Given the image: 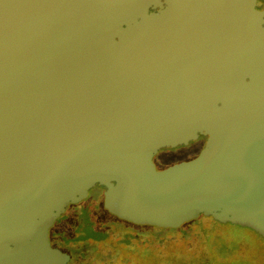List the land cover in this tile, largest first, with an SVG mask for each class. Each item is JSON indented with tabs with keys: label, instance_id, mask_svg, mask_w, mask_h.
<instances>
[{
	"label": "water",
	"instance_id": "1",
	"mask_svg": "<svg viewBox=\"0 0 264 264\" xmlns=\"http://www.w3.org/2000/svg\"><path fill=\"white\" fill-rule=\"evenodd\" d=\"M257 3L0 0V264H65L50 230L97 187L134 226L204 217L264 240Z\"/></svg>",
	"mask_w": 264,
	"mask_h": 264
},
{
	"label": "rangeland",
	"instance_id": "2",
	"mask_svg": "<svg viewBox=\"0 0 264 264\" xmlns=\"http://www.w3.org/2000/svg\"><path fill=\"white\" fill-rule=\"evenodd\" d=\"M201 145V143L198 145L197 141H195L191 142L188 146H179L174 149H162L154 157V164L159 168H166L185 163L196 157ZM95 189L90 191L91 197L89 196L90 199H87L88 204L91 206L90 210L98 215L100 214L101 220L104 221L105 218H103L101 211H98V209H104L103 196L101 193V196L98 198L99 195H95ZM76 207H78V205L67 208L64 215L69 214L70 209L71 212H77L79 208ZM63 216L56 221L53 227L59 224L58 222L62 220ZM89 219L94 229L97 230L100 228V221H98L96 215L90 214ZM78 221V216L71 214L68 224L73 226L76 225ZM115 221V223L125 231L135 230L134 232L139 236H150L151 238L161 237L164 240L162 244H156V246H151L149 242L143 241L139 243L131 241V243L125 244L126 247L132 248L134 251H143L144 249L151 251L153 257L143 259L136 257L137 260L134 259L136 264H210V251L213 255L217 254L222 256L228 252L231 259L244 261L245 264H254L252 259L253 256L256 255V250L250 238L252 232H249L245 228L231 225L218 226L213 220L210 219L209 221L204 217L198 218L195 222L180 230L168 229L163 231L151 228L131 227L126 222L117 219H115ZM158 231L161 233L157 234ZM207 238L208 244L205 245ZM218 244L222 245L220 246ZM241 248L243 249L241 250ZM205 249H207V251L209 250L207 254ZM103 250H106V247L100 244L93 252L97 254L101 253ZM172 255H174V258H169Z\"/></svg>",
	"mask_w": 264,
	"mask_h": 264
},
{
	"label": "trees",
	"instance_id": "3",
	"mask_svg": "<svg viewBox=\"0 0 264 264\" xmlns=\"http://www.w3.org/2000/svg\"><path fill=\"white\" fill-rule=\"evenodd\" d=\"M95 191V195H99V198L103 189L97 187ZM88 200L76 207L79 208L77 212H71L70 209L69 214L64 215L62 220L58 222L59 224H57L56 227H52L50 230L49 239L51 248L65 255V264H136L134 261V259L137 260L136 257L140 259L153 257L151 251L148 249L134 251L132 248L126 247L125 244L131 243V241L137 243L143 241L149 242L151 246H156V244H162L164 242L161 237L151 238L150 236H139L134 232L135 230L125 231L115 223V219L117 218L108 214L104 209L99 210L96 208L98 211H101L103 218H105V220L102 221L100 214L98 215L90 210L91 206L88 204ZM71 214L77 215L79 219L76 225L73 226L68 224ZM90 214L96 215L98 221H100L99 229H94L89 219ZM208 220L210 221V219ZM129 225L137 228L157 229ZM157 230L163 231L164 229ZM160 231H158L157 234L161 233ZM100 244L106 247V250L96 254V252L93 251L96 250ZM207 244L208 238L205 241V245ZM208 251L205 249L206 254ZM169 258H174V255Z\"/></svg>",
	"mask_w": 264,
	"mask_h": 264
},
{
	"label": "flooded vegetation",
	"instance_id": "4",
	"mask_svg": "<svg viewBox=\"0 0 264 264\" xmlns=\"http://www.w3.org/2000/svg\"><path fill=\"white\" fill-rule=\"evenodd\" d=\"M256 9L258 11L264 10V0H258ZM149 12L150 13H156L157 11L156 10L155 11L150 10ZM197 143H198V145H200V143L202 144L201 147L199 148V152H200V150L204 147L205 138H199ZM218 226H221V225H218ZM250 238H251V241L253 242L254 249L256 250V255L253 256L252 262L254 264H264V240L261 239L258 235L254 234V233L251 234ZM210 244L212 245L211 242H210ZM218 245L221 246L222 244H218ZM242 249L243 248H241V250ZM230 259H231V257L228 255V252H226V254L222 256V255H217V254L213 255L210 251V264H245L244 261L234 260V259L230 260Z\"/></svg>",
	"mask_w": 264,
	"mask_h": 264
}]
</instances>
